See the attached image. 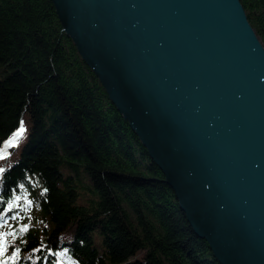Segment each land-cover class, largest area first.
<instances>
[{"label": "trees", "instance_id": "1", "mask_svg": "<svg viewBox=\"0 0 264 264\" xmlns=\"http://www.w3.org/2000/svg\"><path fill=\"white\" fill-rule=\"evenodd\" d=\"M0 73V264H218L51 1L0 0Z\"/></svg>", "mask_w": 264, "mask_h": 264}, {"label": "water", "instance_id": "2", "mask_svg": "<svg viewBox=\"0 0 264 264\" xmlns=\"http://www.w3.org/2000/svg\"><path fill=\"white\" fill-rule=\"evenodd\" d=\"M218 264H264V49L238 0H49Z\"/></svg>", "mask_w": 264, "mask_h": 264}, {"label": "snow or ice", "instance_id": "3", "mask_svg": "<svg viewBox=\"0 0 264 264\" xmlns=\"http://www.w3.org/2000/svg\"><path fill=\"white\" fill-rule=\"evenodd\" d=\"M24 131V128H23V122H21V128L19 130V132L17 133V135H19L20 133H23ZM0 158H3L2 156H0ZM4 171V169L0 168V172ZM3 254V248L0 247V255Z\"/></svg>", "mask_w": 264, "mask_h": 264}, {"label": "rangeland", "instance_id": "4", "mask_svg": "<svg viewBox=\"0 0 264 264\" xmlns=\"http://www.w3.org/2000/svg\"><path fill=\"white\" fill-rule=\"evenodd\" d=\"M261 44V43H260ZM0 76H1V73H0Z\"/></svg>", "mask_w": 264, "mask_h": 264}]
</instances>
